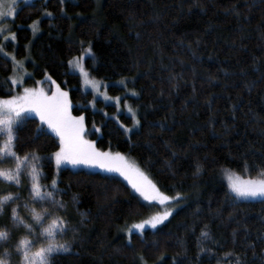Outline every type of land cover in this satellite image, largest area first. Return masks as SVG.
Segmentation results:
<instances>
[{
  "label": "trees",
  "instance_id": "obj_1",
  "mask_svg": "<svg viewBox=\"0 0 264 264\" xmlns=\"http://www.w3.org/2000/svg\"><path fill=\"white\" fill-rule=\"evenodd\" d=\"M11 31L15 40L3 49L25 60L27 85L49 77L68 93L72 114L85 118L98 150L119 152L162 193L181 198L167 222L127 235L156 208L118 177L57 169L58 139L28 118L15 150L41 157L40 182L52 190L55 179L64 206L34 202L27 170L19 187L0 180V196H14L0 216V231L10 233L0 255L6 247L19 264L15 245L25 237L46 246L11 217L15 208L35 223L31 209L47 208L45 227L66 220L58 239L70 247L53 264H264V200H237L224 181L226 173L255 179L264 170V0H34L17 12ZM89 48L85 69L137 112L139 129L126 132L131 117L83 90L69 62ZM12 74L0 53V99L20 92Z\"/></svg>",
  "mask_w": 264,
  "mask_h": 264
},
{
  "label": "snow or ice",
  "instance_id": "obj_2",
  "mask_svg": "<svg viewBox=\"0 0 264 264\" xmlns=\"http://www.w3.org/2000/svg\"><path fill=\"white\" fill-rule=\"evenodd\" d=\"M63 2L64 0H61V3ZM30 3L31 0H7V2L0 0V20L7 17L14 19L19 7ZM46 15L51 16L52 14L46 13ZM30 27L33 33L39 30L38 22H34ZM5 39H8V37H5ZM11 39L15 40L14 33ZM87 51L91 54V48ZM0 53L7 55L3 46H0ZM69 63L71 64L72 61ZM76 67L80 69L82 76H84V83L86 85L92 84L95 88L97 85L94 81L88 79V73L84 71L79 61H77ZM17 83L16 79L12 80L13 85ZM132 95H136V93L133 92ZM71 108L68 93L61 91L59 86L55 88L51 95L47 94L43 89L25 87L20 95L0 99V137H6L3 144L0 145V162H3L6 158H12L16 163L14 170L0 168V180L19 187L21 186L24 169L28 167L30 168L28 173L30 196L33 201L41 204L50 202L57 208L64 206L62 201L55 199L58 191L56 180L53 179L51 183L52 190H48L40 182L42 173L38 171V163H29L30 160L39 162L41 157L33 153L31 157L25 156L22 159L15 150L16 131L20 124L23 123L25 115L35 114L39 118L41 125H46L47 129L59 140V150L52 154L57 169L62 165H83L85 167L98 168L105 172L119 174L144 201L164 205L172 199L162 193L139 168L130 163L119 152L112 153L97 150L95 144L85 138V118L83 116H73ZM96 131L99 132L100 129H96ZM125 131H129V129H125ZM198 172L199 169H197ZM228 187L237 198L264 199V170L260 171L258 178L255 179H242L229 173ZM15 199H19V196L17 195ZM174 199L178 200L179 197ZM13 200L14 196L12 194L0 196V216L4 214L5 205ZM31 212L32 220L35 223L26 222L18 215L17 210L13 208L11 218L14 227L23 226L29 236L34 235L37 239L43 238L46 246L42 244L39 248H36L34 240L28 237L21 239L15 245V252L19 256V264H53L57 255L70 251L69 244L61 243L58 239V237L66 235L68 230L67 222L66 220L55 219L45 227V221L51 215L48 209L44 208L42 212H37L35 208H32ZM170 215H172V212L169 210L157 213L141 223L133 224L128 229V232L130 234L132 229H135L142 234L146 225L155 229L159 224L167 220ZM40 229H43V231H40ZM201 235L207 236L208 233L202 232ZM9 238L10 233L8 231H0V246H3ZM129 243H131V240H129ZM11 255V250L5 247L4 252L0 255V264H11ZM141 259L143 260L142 257ZM237 264H241V262L237 260Z\"/></svg>",
  "mask_w": 264,
  "mask_h": 264
},
{
  "label": "rangeland",
  "instance_id": "obj_3",
  "mask_svg": "<svg viewBox=\"0 0 264 264\" xmlns=\"http://www.w3.org/2000/svg\"><path fill=\"white\" fill-rule=\"evenodd\" d=\"M32 1H34V0H31V3H32ZM5 2H7V0H5ZM22 6H25V5H22ZM22 6L19 7V10H20V8ZM13 21H14V19L12 17H7V18H5L3 20H0V46H4V44L7 43V42H9V41H11V42L14 41V40L11 39V36L13 34V32L11 31ZM5 37H8V39H5ZM88 56H89V53H85L79 59L72 60V63L70 64V67H71L72 72L75 73V74H77L80 77L83 90L84 91H87V92H91L94 95L95 98L102 100L104 103L115 105L117 107V109H118L119 112H122V113L126 114L127 116L131 117L132 120H133V126L131 128H129V131H127L128 133L139 129V119H138V116H137V112L134 109H132L127 102H123L122 101V97H120V96H111L108 93V90H107V88L109 86V83L108 82H104V81H101V80L94 79V78H92L89 75L88 71L84 67V59L86 57H88ZM5 57L8 58L11 61L12 65H13V74L9 78L10 83L12 84V80L13 79H16L18 81V83L16 85H13L12 84L13 88L14 89H16L17 87H20L21 88L19 94H17V95L22 94L23 93V89L25 87H27V88L43 89L49 95H51L52 92L55 91V88L57 87V84H55L49 77H45V78H43L41 80H38L33 85H27L26 84V80L30 79L32 77V75H31V73L25 67V64H26L25 60H17V59H15V57L13 56V54H7ZM77 61H79L80 65L84 69V71H86L88 73V79L90 81H94L95 82V84L97 85L95 88L92 86V84H87L86 85L84 83V79L85 78H84V76H82L80 69L76 67ZM116 84L119 85L118 83H116ZM61 91H64V90L61 89ZM106 97H107V99H106ZM4 99H7V98H4ZM68 99H69V97H68ZM129 109H131V111H129ZM71 114H72V111H71ZM76 117H79V116H76ZM28 118L37 119L39 121V118L36 117L35 114L25 115L24 120L25 119H28ZM43 127L45 128L46 131H48L50 134H52L53 136H55L53 133L50 132V130L47 129V126L46 125H43ZM85 129H86V127H85ZM85 138L88 139V140H90L88 138V135H87V129H86V137ZM4 139H6V137H3V139L0 142V145L3 144ZM21 158L23 159L24 157H21ZM51 159H52V161L55 164V160H54L53 155L51 156ZM7 160H10L11 161V164H12L11 166H14L13 168L16 167V163H15V160L14 159H12V158H6V161ZM127 160L130 163L134 164L137 168H139L134 162L130 161L129 159H127ZM29 163H38V162H35V161H31L30 160ZM60 168H69L71 170H85V171H89V172H98V173H102V174H106V175H110V176H115V177H118L119 179H121L122 181H124L131 188V186L128 184V182L126 180H124V178L121 177L117 173H109V172L102 171V170H100L98 168L85 167L83 165H79V166L62 165ZM24 170H27V171L30 172V168H28V167H25ZM38 171H41L40 168H39V164H38ZM228 174L229 173H226L224 175V181H225L227 187H228ZM234 175L235 176H239L242 179H248V178H244V177H242L240 175H237V174H234ZM131 190L136 195L139 196V194L136 193L132 188H131ZM228 190L235 197V195L230 191L229 187H228ZM167 196H169V195H167ZM169 197L172 198V199H170L164 205H161V204L156 203V202L149 203L148 201H144L143 198L140 197L141 200L144 203H146L150 207L153 206V207L156 208L154 210V212L152 211V213L148 216L147 219H149L153 215H156L157 213H162L165 210L171 211L172 212V215H173L179 209V207H180V204H178L177 201L181 197L180 196H169ZM175 197H179V199L178 200L177 199H174ZM235 198L237 200L245 201V202H247V201L249 202V201H260V200H264L262 198H255V199H253V198L240 199V198H237V197H235ZM172 215H170L169 218L167 220H165L162 224H164L165 222H167L171 218ZM147 219H145V220H147ZM162 224H159L157 227H159ZM155 229H153V228H151V227H149V226L146 225L144 231H146V230H155ZM133 232L134 233H137V234H141L140 232H137L135 229H132L131 233H133ZM127 235H129V232H127Z\"/></svg>",
  "mask_w": 264,
  "mask_h": 264
},
{
  "label": "bare ground",
  "instance_id": "obj_4",
  "mask_svg": "<svg viewBox=\"0 0 264 264\" xmlns=\"http://www.w3.org/2000/svg\"><path fill=\"white\" fill-rule=\"evenodd\" d=\"M30 153V152H29Z\"/></svg>",
  "mask_w": 264,
  "mask_h": 264
}]
</instances>
